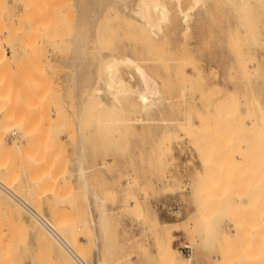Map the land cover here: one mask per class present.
Returning <instances> with one entry per match:
<instances>
[{"label": "rangeland", "instance_id": "rangeland-1", "mask_svg": "<svg viewBox=\"0 0 264 264\" xmlns=\"http://www.w3.org/2000/svg\"><path fill=\"white\" fill-rule=\"evenodd\" d=\"M105 1L0 0L2 184L87 264H264V0H204L186 25L178 6L192 0H163L169 19L153 35ZM110 55L156 79L159 111L133 97L116 113L98 105L106 74L95 67ZM6 194L0 264H76Z\"/></svg>", "mask_w": 264, "mask_h": 264}, {"label": "bare ground", "instance_id": "bare-ground-1", "mask_svg": "<svg viewBox=\"0 0 264 264\" xmlns=\"http://www.w3.org/2000/svg\"><path fill=\"white\" fill-rule=\"evenodd\" d=\"M94 1L98 2V5L100 4V2H104L105 0H93V3ZM109 1V0H108ZM114 2V0H112ZM178 1V0H177ZM92 2V0H91ZM107 2V1H105ZM112 2V3H113ZM117 4H122V8L123 7H126V9L128 10L126 12L125 10V13L124 14H129L128 16L130 17H133L135 20H137L139 22V24L141 25V27L143 28V30L148 33L149 35H153V34H157L156 32L159 31L160 29L162 30L161 26L164 22H166L168 19H169V14H170V10L169 8L167 7L166 3L163 2V0H116ZM116 2H114V4H116ZM204 2V0H192V5L187 8V9H182L180 8V6H178V11H179V14H180V17H181V20L183 22V24H187L190 17H191V12L196 8L198 7L200 4L202 5ZM95 4V3H94ZM100 6V5H99ZM98 6V7H99ZM91 7V6H90ZM101 8V7H100ZM26 9V8H25ZM124 9V8H123ZM101 10V9H100ZM102 11H97V14H96V19L93 18V20H89V21H92L91 24H92V28H91V36H92V39L94 38V35L96 34V26H97V23L100 21L99 18L101 17ZM124 12V11H123ZM31 14V13H30ZM33 15V14H31ZM26 16V15H25ZM33 17V16H32ZM89 19L91 16H88ZM94 17V16H93ZM92 18V17H91ZM22 19V17H21ZM20 20V18H19ZM29 20V19H28ZM99 20V21H98ZM21 21V20H20ZM18 21V22H20ZM83 21V20H82ZM88 21V22H89ZM30 22V21H29ZM39 22V21H38ZM84 22V21H83ZM10 23V21H9ZM42 23V22H41ZM35 24V23H34ZM39 24V23H38ZM44 24V23H43ZM42 24V25H43ZM86 24V23H83V25ZM90 24V23H89ZM88 24V25H89ZM37 25V24H36ZM41 25V24H40ZM49 25V24H48ZM80 25V24H79ZM87 25V24H86ZM134 25V24H133ZM17 26V25H16ZM91 26V25H90ZM139 26V25H138ZM15 28V26H13ZM32 27V25H31ZM45 27V26H44ZM80 27V26H79ZM84 27V26H83ZM19 28V27H18ZM34 29L35 26L33 27ZM31 28V29H33ZM88 26L86 27V30H87ZM30 29V28H29ZM45 29V28H44ZM80 29V28H79ZM83 29V28H82ZM46 30V29H45ZM53 30V29H52ZM84 30V29H83ZM85 30V31H86ZM49 31V30H48ZM13 32V31H12ZM80 32V31H78ZM26 33V32H24ZM34 33V32H33ZM32 33V34H33ZM50 34V33H49ZM85 34V32H84ZM22 35V33H21ZM26 35V34H25ZM55 35V34H53ZM87 35V34H86ZM23 36V35H22ZM52 36V35H51ZM85 36V35H84ZM88 36H90L88 34ZM97 36V34H96ZM30 37V36H29ZM53 37V36H52ZM56 38V37H55ZM58 38V37H57ZM90 39V38H89ZM95 39V38H94ZM27 40V38H26ZM57 40V39H56ZM61 40V39H60ZM96 40H97V37H96ZM88 41V40H87ZM94 40H92L93 42ZM55 42V40H54ZM95 42V41H94ZM29 43V42H28ZM95 44V43H94ZM97 44V42H96ZM26 45V44H24ZM28 46V45H26ZM36 46V45H35ZM95 46V45H94ZM98 46V45H97ZM29 47V46H28ZM27 49H30L28 48ZM32 47V46H31ZM90 47V46H89ZM95 48V47H94ZM132 48V47H131ZM97 49V52L99 51L98 47H96ZM96 50H94L95 52ZM100 53V52H99ZM98 53V54H99ZM104 53V52H103ZM106 55L109 57V54H103V56ZM97 60L95 59V61L98 62V60H100L99 62L101 63H104L106 62L105 59L104 62L101 61L102 59H100V56L99 55H95ZM99 56V58H98ZM102 58H108V57H103ZM111 56V55H110ZM112 57V56H111ZM95 58V57H93ZM94 59H92L93 61ZM94 61V62H95ZM98 62V63H99ZM95 62V64H93V67L94 65L98 64ZM106 64V63H105ZM100 65V64H98ZM95 68H98L99 69H103V71L105 72L104 74H106L105 76L106 77H101V79L103 80V78L105 79V83L107 84L106 88H104V84L103 83V86L100 84L102 83L100 80V85L102 86V90H98L96 91V95L97 96L96 98L98 99L97 102H99V100H101V102H99V106L102 107V106H106L104 104H107V100H109V104L113 107H110L109 110L113 111V113H116L117 109L118 108H121L119 107V100L120 98L122 97H133L139 104L140 106V112L141 113H150L152 111H156L158 109H161V105L163 104L164 102V98L161 94V90H160V87L158 85V82L156 81V79L154 77H152L150 74L147 73V71L137 62H135L132 58H130L129 56H125L124 59H117L114 57H112V60L108 61L107 64H106V67L103 68L101 65H100V68L99 66L96 65ZM93 69L95 70L94 71V74H96V69ZM92 76H93V73H92ZM104 76V75H103ZM94 77V76H93ZM95 78V77H94ZM94 78L93 81H94ZM95 83V82H93ZM98 84V86H100ZM99 89V88H98ZM98 93V95H97ZM100 96V98L98 97ZM80 101V100H79ZM79 101L77 103H79ZM111 101V102H110ZM114 101V102H113ZM118 103L116 105H112L113 103ZM81 102V101H80ZM112 103V104H111ZM80 104V103H79ZM78 104V105H79ZM109 105H107L106 109L108 108ZM138 106V107H139ZM113 108V109H111ZM123 110V109H122ZM106 111V110H105ZM110 111V112H111ZM119 111V110H118ZM159 111V110H158ZM157 111V112H158ZM108 113V112H107ZM140 114V113H139ZM2 115V114H1ZM113 115V114H111ZM150 115V114H149ZM114 128V127H113ZM112 128V129H113ZM11 129V128H10ZM79 129V128H78ZM116 129V128H115ZM118 129V128H117ZM2 133V131H0ZM15 133V132H14ZM79 133V132H78ZM3 134V133H2ZM28 135V133H27ZM174 136V135H173ZM0 137L2 138L1 134H0ZM1 138H0V142H4L3 140L1 141ZM14 143V142H13ZM3 146L5 145L4 143H2ZM20 145V143H19ZM19 145H16V146H19ZM15 146V147H16ZM2 147V146H1ZM12 147H13V144H12ZM5 147H3L4 149ZM17 148V147H16ZM6 149V148H5ZM5 152V151H4ZM80 157V155H79ZM82 157V156H81ZM79 160H77V167L78 168V172L79 174H81L80 176V179L81 180H84V174L86 173L85 170H84V167H83V162L85 160H83V158H78ZM79 165V166H78ZM77 173V172H76ZM75 175V174H74ZM77 175V174H76ZM79 177V176H78ZM2 180H0L1 182ZM3 183V181L0 183V191H4V194L7 193L8 195L11 196V194L9 193V190L11 189H8L6 186L4 185H1ZM83 183V182H82ZM262 183V182H261ZM8 184V183H7ZM9 185V184H8ZM6 188V190H5ZM14 192V191H13ZM15 193V192H14ZM6 194V196H7ZM8 197V196H7ZM11 198H13L11 196ZM21 198V197H20ZM10 199V198H9ZM14 199V198H13ZM17 201L14 199V202ZM17 203H19L20 205H22L24 208V210L27 212L33 217V219L35 218V220L38 221V225L41 224L42 227H44V229L50 234V236L52 237L50 239V237H48V234L45 232L46 236L49 238V242H52L50 240H52L54 238V241L58 242V244H60V248L62 247V250H65L67 252V255H70V257L73 258V261L75 260L76 264H79V262L77 261V258L75 257L74 254H77L79 255L72 247V245L70 244V242H68L65 237L63 238V236H61V234H59V231H57L58 229H55L53 227V225L51 224V226L55 229L56 231V234L55 232H52L50 230H48V228L37 218L35 217V215L31 212V208L32 206H26V205H23L21 204L20 202L17 201ZM28 204V203H27ZM262 205H264V203L261 202ZM8 204H6L7 206ZM96 205L100 208V211L101 209L103 208V213L101 211V215H100V218L98 219V224L100 225V228H102V232H103V236H104V231H103V228L104 226H106V223H107V216H105V211H104V207H103V202L100 200V199H97L96 200ZM5 206V205H4ZM16 206V204H15ZM13 205V207H15ZM96 206V207H97ZM8 207V206H7ZM18 207V206H17ZM20 207V206H19ZM16 208V207H15ZM13 210V208H11ZM22 209V208H21ZM32 209H34L32 207ZM262 210H264V206L261 207ZM9 210V209H8ZM19 210V209H18ZM23 210V211H24ZM99 211V212H100ZM16 212V211H15ZM19 212V211H18ZM44 218V217H43ZM45 219V218H44ZM46 220V219H45ZM36 221V222H37ZM47 221V220H46ZM48 222V221H47ZM34 223V222H33ZM56 224V223H55ZM40 225V227H41ZM35 226V225H34ZM55 226V225H54ZM57 228V227H56ZM37 229H39L37 227ZM101 230V229H100ZM105 230V229H104ZM43 231V230H42ZM39 232V231H38ZM40 233V232H39ZM106 233V231H105ZM47 241V240H46ZM54 241L52 243H54ZM72 243V242H71ZM52 245V244H51ZM55 245V244H54ZM264 249V248H262ZM58 250V249H57ZM59 254L63 255V253H60L59 251ZM66 255V254H64ZM66 255V256H67ZM64 256V258L66 257ZM62 257V256H61ZM59 260V259H58ZM63 260V259H62ZM65 262V261H64ZM71 262V261H70ZM255 264V263H254Z\"/></svg>", "mask_w": 264, "mask_h": 264}, {"label": "built area", "instance_id": "built-area-1", "mask_svg": "<svg viewBox=\"0 0 264 264\" xmlns=\"http://www.w3.org/2000/svg\"><path fill=\"white\" fill-rule=\"evenodd\" d=\"M15 133H12L10 135L11 136H14ZM3 185V184H1ZM5 186V185H4ZM7 187V186H6ZM8 188V187H7ZM10 189V188H8ZM6 190V188H5ZM9 193L11 194V196L17 200L18 202H20L21 204L23 205H28L22 198H20L16 193H14L12 190H9ZM29 206V205H28ZM31 208V207H30ZM31 212L35 215V217H37L47 228L48 230L52 231V232H55L56 234V231L55 229L51 226V224L49 222H47L39 213H37L34 209L31 208ZM178 245H179V249L180 251L187 257H190L192 254H193V247L192 245L189 243V241L187 240H179L178 241ZM75 257L77 258V261L79 262V264H87L79 255L77 254H74ZM98 264V263H96Z\"/></svg>", "mask_w": 264, "mask_h": 264}, {"label": "crops", "instance_id": "crops-1", "mask_svg": "<svg viewBox=\"0 0 264 264\" xmlns=\"http://www.w3.org/2000/svg\"><path fill=\"white\" fill-rule=\"evenodd\" d=\"M99 246H100V244H99ZM151 253H152V255L155 254L154 249H152ZM97 259H98V257H97ZM28 263H29L28 261L25 263L23 262V264H28ZM189 264H208V263H207L206 259L201 256L197 261H194V259L191 260Z\"/></svg>", "mask_w": 264, "mask_h": 264}]
</instances>
